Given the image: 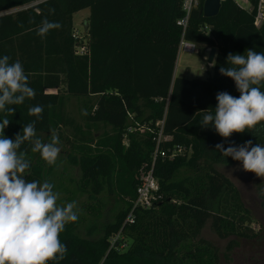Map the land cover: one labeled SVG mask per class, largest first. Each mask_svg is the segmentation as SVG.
Returning a JSON list of instances; mask_svg holds the SVG:
<instances>
[{
	"label": "trees",
	"instance_id": "16d2710c",
	"mask_svg": "<svg viewBox=\"0 0 264 264\" xmlns=\"http://www.w3.org/2000/svg\"><path fill=\"white\" fill-rule=\"evenodd\" d=\"M185 1L0 0V12L27 6L0 16V57L9 56V63L20 61L35 90L33 99L8 106L15 108L13 114L0 112V120L6 115L10 119L4 135L15 139L33 121L36 133L63 123V115L55 114L63 90L97 96L88 119L115 130L100 147L105 151L81 147L80 188L97 199L112 172L121 213L99 239L60 235L67 248L64 259L48 264H221L218 248L202 236L209 220L221 239L260 236L239 189L216 169V164L237 161L224 157L216 145L227 148L249 140L253 146L264 144V122L253 132L234 133L228 139L211 125L201 127L202 110L214 115L218 92L240 95L235 82L220 73L221 67L228 66L227 55H243L247 49L264 52V23L260 28L254 23L259 0H245L249 7L223 0L215 17L204 16L205 0H193L183 28L179 21L186 14ZM83 9H89L85 43L73 37L72 23L74 14ZM45 18L59 22L61 28L41 37L37 31ZM183 33L197 44L200 55L208 48L216 49L205 80L174 77ZM82 44L87 54L76 53ZM35 105L44 106L39 119L28 112ZM135 121L153 132L142 139L129 133L126 147L123 139ZM25 144L20 150L29 154ZM178 146L191 152L175 153ZM154 156L159 183L156 199L150 208L134 207L140 169ZM92 204L89 210L96 214L98 204ZM132 210L133 222H125ZM119 231L117 243H127L124 250L111 248V238ZM238 245L235 239L229 241L226 261Z\"/></svg>",
	"mask_w": 264,
	"mask_h": 264
},
{
	"label": "clouds",
	"instance_id": "9594fccd",
	"mask_svg": "<svg viewBox=\"0 0 264 264\" xmlns=\"http://www.w3.org/2000/svg\"><path fill=\"white\" fill-rule=\"evenodd\" d=\"M59 28V22L45 18L37 35L44 37ZM9 60L7 55L0 57V112L13 114L15 108L8 106L20 105L26 98L33 99L35 90L29 86L21 62L9 63ZM227 65L220 68V73L235 82L240 95L218 92L214 115L202 110L205 114L201 121V127L211 125L225 139L234 133L253 132L264 122V91L261 90L264 52L247 49L243 55L229 53ZM43 111L42 105L28 109L29 115L38 119ZM9 123L7 115L0 120V264H48V261L63 260L67 248L59 237L67 223L78 220V213L74 211L76 202L58 206L59 194L53 191V184L25 179L30 161L19 151L22 144L30 142L32 152H39L49 166L55 165L61 151L59 137L53 131L51 141L43 142L37 136L33 121L12 139L4 135ZM216 149L224 157L241 162L244 171L264 177V144L253 146L249 140L227 148L217 144Z\"/></svg>",
	"mask_w": 264,
	"mask_h": 264
},
{
	"label": "rangeland",
	"instance_id": "374dc122",
	"mask_svg": "<svg viewBox=\"0 0 264 264\" xmlns=\"http://www.w3.org/2000/svg\"><path fill=\"white\" fill-rule=\"evenodd\" d=\"M236 1L242 7H249L245 0ZM88 17L89 9H83L75 13L72 20L73 34L75 33L77 37L75 39L84 43L87 39ZM209 51L210 48L205 51L203 56L199 53L179 54L175 66V76L207 79L214 65V62L212 64L207 62ZM62 97L61 106L56 108L55 114H62L64 122L55 127L44 128L37 133V136L45 143L51 141L53 131L58 135L60 141L58 147L61 151L57 161L55 165L49 166L41 158L39 152L31 151L32 144L27 142L24 147L28 148L30 153H26L25 156L30 161V168L26 170L25 179L36 180L40 183L48 181L53 184V191L59 194L58 206L76 202L74 211L78 213V220L67 223L65 230L60 235L64 237L73 235L80 240H96L103 236L106 226L113 223L119 216L122 202L116 193L112 172L105 180L103 190L97 199L92 198L88 192L80 188L83 170L80 150L81 147H89L95 153L105 151L106 148L100 147L103 142H109L114 136L115 130L102 122L94 123L88 119V114L93 112L97 96L73 95L63 90ZM149 132H153V129L135 121V124L128 127L123 145L128 146L129 133L142 139ZM19 151L21 150L19 149ZM184 152L190 153L191 149L185 148ZM216 169L226 175L239 189L242 201L252 215V226L256 231H259L260 236L252 240L236 237L221 239L211 228L210 220L203 228L202 236L218 248L221 264H264V177L244 171L239 161L231 164H216ZM92 203L98 204L100 211L96 214L89 210V205L93 206ZM232 239L237 240L239 245L232 251L231 260L226 261L225 249Z\"/></svg>",
	"mask_w": 264,
	"mask_h": 264
},
{
	"label": "built area",
	"instance_id": "2783aa9c",
	"mask_svg": "<svg viewBox=\"0 0 264 264\" xmlns=\"http://www.w3.org/2000/svg\"><path fill=\"white\" fill-rule=\"evenodd\" d=\"M193 0H186L184 2V10L186 12L185 16L180 19L179 24L183 26V28H186L188 16L190 14L191 6H192ZM27 6H20L16 8H12L9 10L1 11L0 16L4 14H9L12 12H15L17 10H20L22 8H26ZM255 26L260 28L262 24L264 23V0H259L257 4L256 9V15H255ZM73 37H76V34H73ZM76 53L83 55L88 53V48L85 44H82L77 47ZM181 53H187V54H195L198 53V46L195 42L190 41L185 38L184 33L182 34V37L180 39V43L178 46V55ZM159 140L162 138L161 131L159 132ZM183 148L181 146H178L174 149L175 153H182ZM156 157H153V160L150 163H146L142 166L140 169V173L138 176V186L136 188V198L134 200V207H140V208H150L154 200L156 199V192L159 188V183L157 178L154 175V164H155ZM133 210L127 215L125 222H133ZM121 237V231H119L117 234H115L111 238V248L115 247L119 250H124L127 248V243L123 242L121 244H118L117 241Z\"/></svg>",
	"mask_w": 264,
	"mask_h": 264
},
{
	"label": "water",
	"instance_id": "95a60500",
	"mask_svg": "<svg viewBox=\"0 0 264 264\" xmlns=\"http://www.w3.org/2000/svg\"><path fill=\"white\" fill-rule=\"evenodd\" d=\"M223 0H205L203 5V13L206 17H215L219 14ZM216 49L210 48L209 54L207 56L208 64H212L215 60ZM175 77V73H174Z\"/></svg>",
	"mask_w": 264,
	"mask_h": 264
},
{
	"label": "crops",
	"instance_id": "0c3cea01",
	"mask_svg": "<svg viewBox=\"0 0 264 264\" xmlns=\"http://www.w3.org/2000/svg\"><path fill=\"white\" fill-rule=\"evenodd\" d=\"M203 56V55H202ZM202 80V79H201Z\"/></svg>",
	"mask_w": 264,
	"mask_h": 264
}]
</instances>
